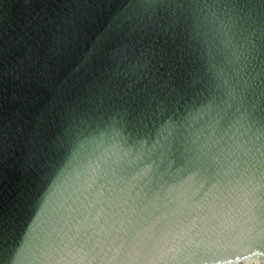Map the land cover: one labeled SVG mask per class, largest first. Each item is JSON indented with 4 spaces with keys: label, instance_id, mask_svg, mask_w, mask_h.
Returning <instances> with one entry per match:
<instances>
[{
    "label": "water",
    "instance_id": "95a60500",
    "mask_svg": "<svg viewBox=\"0 0 264 264\" xmlns=\"http://www.w3.org/2000/svg\"><path fill=\"white\" fill-rule=\"evenodd\" d=\"M256 253L264 0H0V264Z\"/></svg>",
    "mask_w": 264,
    "mask_h": 264
},
{
    "label": "bare ground",
    "instance_id": "6f19581e",
    "mask_svg": "<svg viewBox=\"0 0 264 264\" xmlns=\"http://www.w3.org/2000/svg\"><path fill=\"white\" fill-rule=\"evenodd\" d=\"M243 258L242 259H246V263H248V264H264V253H256V254H253L252 256H248V257H246V256H242ZM227 263H230V261L229 262H227ZM235 263H238V261H236Z\"/></svg>",
    "mask_w": 264,
    "mask_h": 264
},
{
    "label": "trees",
    "instance_id": "16d2710c",
    "mask_svg": "<svg viewBox=\"0 0 264 264\" xmlns=\"http://www.w3.org/2000/svg\"><path fill=\"white\" fill-rule=\"evenodd\" d=\"M246 264H248V263H246ZM253 264V263H252Z\"/></svg>",
    "mask_w": 264,
    "mask_h": 264
}]
</instances>
